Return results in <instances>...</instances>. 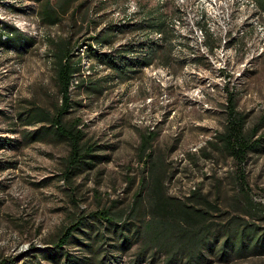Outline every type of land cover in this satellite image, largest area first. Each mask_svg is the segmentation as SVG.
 Masks as SVG:
<instances>
[{
    "label": "rangeland",
    "instance_id": "rangeland-1",
    "mask_svg": "<svg viewBox=\"0 0 264 264\" xmlns=\"http://www.w3.org/2000/svg\"><path fill=\"white\" fill-rule=\"evenodd\" d=\"M39 4L0 0V264H57L53 245L78 218L87 223L75 232L78 239L85 240L83 230L106 233L89 216L96 210L146 222L140 206L152 169L162 173L167 196L186 201L192 191L204 195L218 208L210 209L212 221L238 215L264 227V153L249 155L243 183L241 168L218 140L227 90L246 114L245 129L259 126L257 133H264V0H74L53 25L41 20ZM147 13L165 16L173 35L152 65L121 81L89 57L83 43L107 53L108 46L97 47L90 37L111 23L142 21ZM16 33L31 42H7ZM67 39L81 71L70 87L73 104L65 120L77 119L103 155L71 183L62 177L70 151L65 140L50 135L26 144L22 138L40 125L24 124L31 109L53 112L60 102L52 48ZM145 39L146 30L126 29L113 45ZM81 79L105 80L102 94L77 87ZM101 241L93 251L78 242L63 249L86 256L89 264H98L105 249L118 255L113 264H135L140 241L121 253ZM164 261L158 255L141 264ZM209 264H264V254Z\"/></svg>",
    "mask_w": 264,
    "mask_h": 264
},
{
    "label": "trees",
    "instance_id": "trees-1",
    "mask_svg": "<svg viewBox=\"0 0 264 264\" xmlns=\"http://www.w3.org/2000/svg\"><path fill=\"white\" fill-rule=\"evenodd\" d=\"M36 1L40 3L41 20L53 25L62 21L74 0H55L54 4L51 0ZM126 29L146 30V39L114 47L116 35ZM149 32L159 34V37L152 39L149 37ZM172 35L173 30L165 16L147 13L142 21L120 25L111 23L90 37L97 47L108 46L110 51L107 53L97 51L93 48V44H83L88 48L89 57L108 68L117 79L126 81L134 77L143 67L152 65ZM11 36H13L12 32ZM7 38L9 43L17 41L24 45L25 42H31L18 33L15 37L7 36ZM73 51L74 47L70 39L53 43L52 56L60 102L53 112L41 107L31 109L24 119V124L39 123L40 125L32 132L22 135L26 144L45 139L50 135L68 143L70 151L66 167L62 172L63 179L68 183H71L73 177L83 170L93 168L103 158V155L96 152L98 150L96 146L85 139L79 121L65 120L73 104L70 87L75 74H80L81 71V59L75 58ZM102 81L81 79L77 82V87H84L87 92L100 95L105 88V80ZM225 114V124L218 134V140L222 149L241 168L239 178L244 183L242 165L251 153H264V133H257L259 126H254L250 130L245 129L246 114L238 110L235 94L229 90H227ZM148 141L146 139V146ZM142 182L144 183V179ZM144 187H146L143 200L145 204H141L140 209L146 208V222L135 218V215H132V218L141 223L126 221L122 211L96 210L89 216L100 223L106 233L100 234L96 231L92 235L89 231L83 230L85 232L83 241L75 237V232L87 224L83 221L84 217H80L61 232L53 245L51 255L55 256L57 264H89L90 261L86 256L75 258L63 248L72 242H78L87 251H93L94 245L100 240L105 241V245L115 248L114 250H120V253L140 241L135 264H141L145 258L153 261L158 255L165 256L164 264H209L213 260L229 262L264 254V227L261 225L250 223L238 215L230 216L225 222L212 221L210 217L213 214L210 209L218 210L214 204L199 191H192L186 197V201H178L167 196L162 173L156 169L151 170L150 178L145 185L143 184ZM259 218L264 220V215ZM108 240H111V243H108ZM103 242L101 241V244ZM106 251L107 249L101 252L98 264H113L118 259V255L110 256L105 254ZM101 253L97 252L99 255Z\"/></svg>",
    "mask_w": 264,
    "mask_h": 264
}]
</instances>
